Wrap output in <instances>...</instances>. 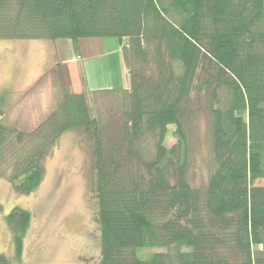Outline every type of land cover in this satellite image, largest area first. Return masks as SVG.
Returning <instances> with one entry per match:
<instances>
[{
    "label": "trees",
    "instance_id": "obj_1",
    "mask_svg": "<svg viewBox=\"0 0 264 264\" xmlns=\"http://www.w3.org/2000/svg\"><path fill=\"white\" fill-rule=\"evenodd\" d=\"M108 36L127 41L117 138H104L84 93L63 89L31 133L0 120V177L10 158L15 191L33 192L50 149L83 128L95 142L99 264H264V0H0V39ZM194 103L210 118L202 186L189 178ZM30 221L19 206L6 216L17 257Z\"/></svg>",
    "mask_w": 264,
    "mask_h": 264
},
{
    "label": "rangeland",
    "instance_id": "obj_2",
    "mask_svg": "<svg viewBox=\"0 0 264 264\" xmlns=\"http://www.w3.org/2000/svg\"><path fill=\"white\" fill-rule=\"evenodd\" d=\"M126 40L85 37L78 40L0 39V120L31 133L56 107L63 89L84 93L104 138L118 136L124 118L129 71L122 62ZM87 86L91 90L88 91ZM101 88L115 91L93 92ZM189 178L207 182L212 168L210 118L194 103L186 123ZM177 142L169 126L165 144ZM95 142L83 128L66 131L50 149L40 185L29 194L15 191L10 158L0 177V252L13 264H99L100 226L95 195ZM31 213L23 251L17 257L6 216L16 207ZM155 249L141 251L149 256Z\"/></svg>",
    "mask_w": 264,
    "mask_h": 264
},
{
    "label": "crops",
    "instance_id": "obj_3",
    "mask_svg": "<svg viewBox=\"0 0 264 264\" xmlns=\"http://www.w3.org/2000/svg\"><path fill=\"white\" fill-rule=\"evenodd\" d=\"M122 57V56H121ZM122 62H123V57H122ZM124 64V63H123ZM101 89H105V88H101ZM107 89H113V88H107ZM98 90V89H97Z\"/></svg>",
    "mask_w": 264,
    "mask_h": 264
}]
</instances>
